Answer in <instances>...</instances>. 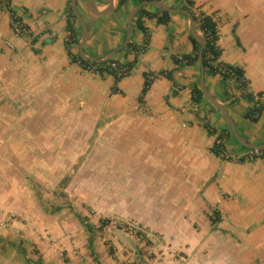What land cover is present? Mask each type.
Listing matches in <instances>:
<instances>
[{"label": "crops", "instance_id": "obj_1", "mask_svg": "<svg viewBox=\"0 0 264 264\" xmlns=\"http://www.w3.org/2000/svg\"><path fill=\"white\" fill-rule=\"evenodd\" d=\"M93 1L99 10L108 7L109 0ZM117 1L107 15L93 14L87 0H76V7L89 33L84 51L100 57L115 51L111 58L127 64L135 56L127 45L123 47L128 19L141 2L127 0L117 7ZM162 1L171 8L186 9L183 0ZM8 2L0 0V160L42 161L43 145L61 143L65 129H79L86 123L89 129L104 133V139L115 138L120 144L146 143L147 130L169 147L186 145L194 159L201 158L197 168L184 169L189 181L177 180L175 172L168 170V183L154 189L161 197L151 209L150 221H143L137 209L134 213L135 223L149 228L148 235L155 243L152 250L157 257L150 264H264V157L239 141L221 111L205 96L195 103L192 87L198 84L201 88L203 79L207 91L224 104L237 133L254 145L264 144V110L257 122L251 121L245 116L253 102L243 95L234 78H229L225 87L220 74L202 75L199 60L177 66L174 55L193 51L189 17L183 12L170 13L166 24L144 17L150 36L147 50L118 82L121 91L113 92L112 74L90 71L71 61L66 45L73 0ZM195 3L218 20L221 60L244 70L246 92L253 96L263 92L264 0ZM142 7L163 11L154 5ZM141 8L132 20L130 41L136 46L145 43V34L136 25ZM12 12L22 18L29 38L13 32ZM73 23L77 41L70 48L79 53L82 28L78 17ZM163 71H173L175 83L159 75ZM145 72L158 76L140 102ZM85 115L88 120L82 121ZM205 124L216 132L209 133ZM223 131L229 133L225 151L216 156L211 148ZM47 132L51 142L46 141ZM173 155L169 149L167 159ZM240 157L245 161L240 162ZM211 217L220 220L212 223ZM118 218L127 219L128 213L120 212ZM7 237L10 241L11 236ZM126 247L132 251L124 262L110 256V260L95 263L92 253L86 247L83 250L89 258L87 264H129L131 256L145 261V255L140 256L130 241ZM178 252L182 253L179 258L174 255ZM0 264L15 261L4 256Z\"/></svg>", "mask_w": 264, "mask_h": 264}, {"label": "rangeland", "instance_id": "obj_2", "mask_svg": "<svg viewBox=\"0 0 264 264\" xmlns=\"http://www.w3.org/2000/svg\"><path fill=\"white\" fill-rule=\"evenodd\" d=\"M86 126L65 129L61 143L43 145L42 161L0 160L1 258L15 264H87L86 247L95 263L110 256L124 262L132 251L128 241L145 255V261L131 256L129 264H150L157 257L150 229L135 223V210L150 221L161 197L154 189L168 183L167 171L189 181L184 169L197 168L201 158L194 159L186 145L169 147L147 130L146 143L130 145ZM46 138L51 142L50 133ZM123 211L127 219L118 218ZM104 218L111 222L99 228Z\"/></svg>", "mask_w": 264, "mask_h": 264}, {"label": "trees", "instance_id": "obj_3", "mask_svg": "<svg viewBox=\"0 0 264 264\" xmlns=\"http://www.w3.org/2000/svg\"><path fill=\"white\" fill-rule=\"evenodd\" d=\"M5 1L9 5L8 0H5ZM126 1L127 0H118L117 7H121ZM138 1L143 2V1H153V0H138ZM183 1L185 3V8L188 9L194 17L196 29L201 32V35L204 39L202 60L204 63L205 72L210 75L220 74L225 84V87H227V80L229 78H235L236 81L238 82V87L243 93V95L253 102V106L247 112L245 117L250 119L253 122H257L264 110V103L259 101L257 97L264 94V91L258 93L257 96H253L251 93L246 92L248 88V80L245 77L244 70L239 66H235L230 63L224 62L220 58L222 55V48L218 44V40L220 38L218 20L215 19L214 16H212L211 14H207L206 12L199 10L195 5L196 4L195 0H183ZM13 16H15L14 12H12V17ZM144 17L156 18L159 24H166L171 20V14L168 11L150 12L145 7H142L139 10V13L136 17V25L145 34V43L148 44L150 40V36L147 31V27L144 25V21H143ZM76 18L77 17L73 12L72 7H70L69 17L67 20V30L69 34L67 37L66 46H67V51L71 58V61L80 62L82 65H85V66L98 64V70L100 73L107 72V73L112 74L115 77V85L113 86L112 91L120 92L121 90L119 89L117 84L123 77L127 76L130 73V71L132 70V68L134 67V65L136 64L138 60V56L135 55L133 60L126 64L129 72L127 74L120 75L118 74L116 70L110 69L108 66H106L105 68L101 67L102 64H107V63L114 61L113 58H110L109 60H106L103 62H96V61L86 60L82 58L78 52L77 53L72 52L70 47L73 43L77 41L74 23H73V20L75 21ZM191 40L193 42L192 53H186L182 55L173 56V59L175 63L177 64V66L191 65V64H195L198 62L201 43L193 36H191ZM136 47L137 46L132 41H130L126 46V48L128 49H136ZM159 75H164L165 77L169 78L175 83V80L173 77V71H163V72H160ZM157 76L158 75L153 74V73H146V72L144 73L145 81H144V85L142 88L141 96L139 98L140 102L143 101L144 96L150 89L154 79ZM191 97L195 103H199L204 98L203 92L198 84L193 85ZM232 101L235 102L236 100L233 99ZM205 127L208 129L209 133L211 134H214L216 132L215 129H212L210 127V125L205 124ZM228 134L229 133L225 131L220 132L218 134L216 141L211 148V151L216 156L222 155L223 152L225 151L224 140L227 139V137L229 136ZM259 155L261 157H264V150L260 151ZM238 160L240 162H244L245 158L240 157ZM219 220H220L219 217H211L212 223H216ZM110 222H111L110 219H105V218L100 219L101 224L99 228H103L109 225Z\"/></svg>", "mask_w": 264, "mask_h": 264}, {"label": "water", "instance_id": "obj_4", "mask_svg": "<svg viewBox=\"0 0 264 264\" xmlns=\"http://www.w3.org/2000/svg\"><path fill=\"white\" fill-rule=\"evenodd\" d=\"M88 1V6L90 11L95 14V15H107L110 12H112L115 8V0H109L108 3V7L105 10H99L97 8V5L95 4V2L93 0H87ZM144 5H154L156 7H158L159 9L163 10V11H168L169 13H176V12H183L185 13L189 19H190V29L192 32V35L194 38H196L200 43H201V48H200V52H199V63L202 67V75L205 74V67H204V63L202 60V52H203V48H204V39L203 37L197 32L196 27H195V20L194 17L192 15V13L187 10V9H177V8H171L169 7L165 2L160 1V0H153V1H143L141 2L138 7L131 13L129 19H128V34H127V39L126 42L124 43L123 47L126 46L131 37H132V20L135 16V13L137 12V10L139 8H141ZM73 10L75 15L78 17L80 24H81V28H82V35H81V40L79 43V53L80 55L86 59V60H91V61H96V62H102V61H106L109 60L113 53L115 51H111L109 52L106 56L104 57H100V56H92V55H88L85 51H84V47L87 43V39H88V28H87V24L84 20V18L79 14L77 7H76V0H73ZM201 90L204 94V96L216 107L218 108L223 117L225 118V120L230 124L235 136L239 139L240 142H242L244 145L249 146L254 148L257 151H262L264 150V144L262 145H254L251 144L249 142H247L244 138H242L236 131L235 128V124L232 121V119L229 117L227 110L224 106L223 103H221L220 101H218L214 96H212L206 89L203 79L201 80Z\"/></svg>", "mask_w": 264, "mask_h": 264}, {"label": "built area", "instance_id": "obj_5", "mask_svg": "<svg viewBox=\"0 0 264 264\" xmlns=\"http://www.w3.org/2000/svg\"><path fill=\"white\" fill-rule=\"evenodd\" d=\"M3 1L5 2V0H3ZM11 28H12L13 32L18 36H28L29 35V31H28V28L26 27L25 23L23 22L22 19H20L16 15L11 18ZM147 45L148 44L144 43L143 45L137 46L136 49H132L134 55L140 56V55L144 54L145 51L147 50ZM106 66H108L110 69L116 70L118 72V74H120V75L127 74L129 72L126 64L120 63L118 61H112L110 63L101 65V67H103V68H105ZM83 67L87 70H90V71L99 72L98 64L97 65H89V66L83 65ZM257 99L259 101L263 102L264 101V94H262L261 96H258ZM256 152H257V155L260 154V151H256Z\"/></svg>", "mask_w": 264, "mask_h": 264}]
</instances>
